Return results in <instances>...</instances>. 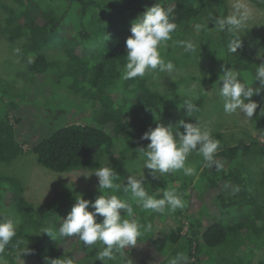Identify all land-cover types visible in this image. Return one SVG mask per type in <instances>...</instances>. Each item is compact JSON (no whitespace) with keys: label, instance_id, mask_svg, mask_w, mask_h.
Listing matches in <instances>:
<instances>
[{"label":"trees","instance_id":"trees-1","mask_svg":"<svg viewBox=\"0 0 264 264\" xmlns=\"http://www.w3.org/2000/svg\"><path fill=\"white\" fill-rule=\"evenodd\" d=\"M6 1L0 0L5 19L4 34L21 41L20 56L26 70L20 88L12 90L17 99L9 103L0 119V164L13 162L23 153L22 147L25 146L36 155L40 166L54 173L89 166L96 168L105 156L115 159V162L125 159L119 142L135 140L134 146L146 147L150 141L141 140L140 137L147 131L150 121L155 122L151 126L153 128L156 126L155 119H160L165 125L171 123L175 126L180 119L195 123L204 114V100L198 98L192 99L197 111L192 117L187 115L183 107L186 98L178 90L181 83L171 84L169 91L167 89L161 93L149 84L150 75L122 80L126 63L125 42L123 45H117L118 41L112 45L103 44L109 30L105 25L107 20L118 23V30L122 29L119 20L131 28L137 16L157 0H10L9 4ZM251 1L257 7L264 8L260 0ZM158 2L173 7L177 24L176 33H173L174 41L180 33L178 28L195 27L205 8L213 2L221 6L223 16L227 15L228 10L225 0ZM89 23L91 27H88ZM224 33L221 32V44L215 45L213 54L209 49L203 55L213 61V56L218 58L214 62L210 81L214 82L222 74V66L233 67L243 80L252 81L250 86L257 87L254 73L262 61L255 54H230ZM130 35L128 29L127 38ZM102 44L104 50L95 53L92 47L103 49ZM207 45L204 44L203 52ZM29 58L31 63L28 62ZM175 65L179 69V64ZM67 91L82 96L83 102L68 107L64 102ZM252 100L259 105L252 120L255 126L264 130V90L254 95ZM213 136L218 140L222 138L221 133ZM252 145L257 147L256 154L264 158V144L258 141L220 146L216 158L224 167L217 170L203 165L201 168V176L207 183L206 191H199L192 182L184 190H179L181 197L185 191V212L191 218L195 219L205 212L201 214L198 226H191L194 231L189 242L194 252L190 250L188 253L189 264H199L204 258L203 255L196 256L202 245L209 249L221 246L228 248L235 244L241 234H250L258 242L264 243V201L260 202L264 195L261 191L264 180L257 188L252 179L253 174L241 162V158L252 151ZM230 183L235 184L246 196L240 200L230 197L227 192ZM162 191L163 187L155 191L158 193L157 198L162 195ZM94 194L93 198L101 193ZM60 195L59 199L48 200L34 208L24 198L19 180L0 176V213L6 216L3 207L8 205L20 220L13 241L4 253H0L7 264L29 259L46 264V258L64 257L73 258L74 264H99L88 261L95 257L99 245L85 246L78 236L55 241L46 233H41L44 227L58 228L75 202L68 199L61 203L60 199L65 194ZM118 196L126 198L125 194ZM91 198L92 195L88 197L89 200ZM31 212L35 214L34 218L30 216ZM30 226L34 228V234L29 233L27 228ZM181 233L182 227L171 231L173 245L180 243ZM17 241H22L20 248L28 247L30 250L23 257H17L14 247ZM167 245L168 241L162 235L139 238L137 246L130 250L129 257L135 264H169L164 256ZM179 248L174 250L173 257L178 254Z\"/></svg>","mask_w":264,"mask_h":264},{"label":"rangeland","instance_id":"rangeland-1","mask_svg":"<svg viewBox=\"0 0 264 264\" xmlns=\"http://www.w3.org/2000/svg\"><path fill=\"white\" fill-rule=\"evenodd\" d=\"M9 1L10 0H7L6 4H9ZM225 1L228 5L227 15H229L233 11L235 0ZM244 2H246L252 9L253 16L248 26L242 30L243 35L241 36V40L243 47L238 49L236 53L257 55L258 52L264 49V8L257 7L251 0H244ZM200 4L201 2L199 1L198 5ZM209 11H212L216 15L223 16L221 6H219L218 2H213L210 7L205 8L199 22L207 16ZM3 18L4 12L0 9V119L7 111L9 103L17 99L12 94V90L14 91L20 88V84L23 80V72L26 70L21 61L20 53L14 51L17 48L20 49L22 43L21 41L9 38L4 34L5 19ZM119 23H121V25H119L124 30H118V23L114 24L110 20L105 22V25L109 27V30L104 37L103 44L105 46L112 45L117 41V45H123L126 41V32L130 29V26L127 24L125 25L121 20H119ZM214 26V23L210 21L209 28H214ZM88 27H91V23H89ZM178 31H180V33L176 36V39L178 41L193 39L197 43V51L194 54L186 52L176 43L177 40L174 41V39H172L173 41L171 42H167L162 55L165 60H171L174 64H179L177 67L179 69H176L175 65V70L172 73L156 72L150 74L151 79L149 84L151 87L155 88L158 92L164 93L170 88L171 84L177 83L178 85L181 83L182 86H180L178 90L186 99L195 100L202 98L205 104V111L201 116L200 121L209 125L212 134H222V138L219 140L220 146H233L242 141L245 143L258 141L259 143L264 144V130L255 126L253 120H249L247 117L243 116V114L229 115L224 112L223 100L218 95L219 89L216 85L220 75L214 82L210 81L212 72L214 71V62L217 61L218 58L212 55L215 60L213 61L208 56L203 55L208 53L209 49L211 54H213L215 45L221 44V32L209 30L196 33L195 27L189 29L178 28ZM224 35L228 43L231 38L230 34L225 32ZM95 44L97 45L98 42H95ZM103 44V49H100L97 46L96 48L95 46L92 47L95 50V53L97 50H104L105 46H103ZM204 44L208 45L203 52L202 49L204 48ZM260 60L264 63V56L260 57ZM219 86H222V82ZM66 95L67 96L64 97V102L68 107H74L83 102L82 96L76 95L73 92L67 91ZM177 115L178 113H176V116ZM154 123L153 120L150 121L147 130ZM126 144L127 146L124 147L121 145V142L118 143L119 148L124 151L125 159L121 158L115 162V159H110V157L106 158L105 156L99 163V166H101L109 158L110 163L116 168L123 184L125 185L127 183V177L130 175L127 169L135 164L136 155L134 156V153L137 152L136 148H138L137 145H133L136 144L135 140L126 141ZM252 148V151L247 156L241 158V162L243 163L242 165L253 174V182L256 183L258 188V184L264 180V158L256 154L257 147L255 145H252ZM22 151L23 153L10 164H0V176L14 177L19 180L23 186L24 198L28 203L33 204L34 208L43 205L48 200L59 199L60 196H62L60 195L62 193L65 194V196L61 197V203L68 201V199L69 201H75V197L80 194H82L85 199H88V197L92 195L91 200L93 201L98 196L96 195V197L93 198L95 195L94 193L99 192V190L97 177L94 174L91 175L95 171V168L92 166L77 168L64 173H54L45 167L40 166L37 163L36 155L30 153L27 147L23 146ZM188 161L196 170L192 175L188 176L184 175L182 171H177L175 173L160 175L159 178H153L148 175V170L145 169V188L146 190L150 189L149 194L155 193L159 187H163V191L171 187L175 188L179 195V190H184L185 186L191 182L196 189L205 192L207 183L201 176V168L204 165L202 156L193 153L189 156ZM131 170L132 173L135 174V168H132ZM89 175L91 176L85 177ZM236 189L238 188L235 184H228V195L235 200L243 199L246 195ZM261 191L263 193L264 188H262ZM102 194H125V199H128L131 196L130 192H124L123 185L119 189L105 191ZM181 195H183L182 198L185 200V191H183ZM260 200V202L263 203L264 195L261 196ZM55 202L57 203L58 200ZM131 203L134 210V216L139 222L144 225L151 223L153 226L151 232L145 233L140 238L147 239L152 236L157 237L162 235L168 241L164 253L166 263H169V260L173 257L174 250L180 246L181 248L177 250L178 253L188 256L190 250L191 253L194 252V248L193 246H190L189 242L190 236L194 231L191 226H198V223L201 221V214H205L204 211L193 219L185 212V208L178 209L175 212L166 211L161 214L150 210H144L135 201H131ZM3 209L7 217L9 216L11 219L20 222V220L18 221V214L12 212L8 205L4 206ZM69 212L70 210L66 212V215ZM30 216L34 218L35 214L31 212ZM55 218L57 219V216H55ZM179 227H182L181 241L178 245H173L170 240V234L172 230ZM27 229L29 230V233H35L34 228H31V226ZM201 255H203L204 258L199 264H264V243H261V241L258 242L255 238L251 237L250 234H241L238 236V240L235 244L230 245L228 248L221 246L209 249L205 247V245H202L200 252L196 253L197 257ZM95 257L88 261L103 264L102 261L96 260ZM0 263L7 264L3 256L0 257ZM17 264H38V262L35 259L18 260ZM108 264H116V262L109 261Z\"/></svg>","mask_w":264,"mask_h":264},{"label":"clouds","instance_id":"clouds-1","mask_svg":"<svg viewBox=\"0 0 264 264\" xmlns=\"http://www.w3.org/2000/svg\"><path fill=\"white\" fill-rule=\"evenodd\" d=\"M264 3V0H260ZM253 12L244 0H235L233 11L229 15L219 16L209 11L201 22L195 24V32L215 30L227 32L230 39L226 45L227 51L234 54L243 47L241 40L242 30L252 19ZM214 28H209V22ZM177 24L173 16V7L157 2L145 9L132 23L131 35L126 39V63L124 65L122 80H134L156 72L172 73L175 64L165 60L162 55L167 42L173 39ZM188 53H196L197 43L193 39L176 42ZM20 53V49L14 50ZM264 56V49L257 53V58ZM29 63L32 62L29 58ZM216 85L219 97L223 100V110L226 114H243L252 120L258 108V102L252 97L264 90V63L255 68L254 80L257 87L250 86L251 80H243L235 68H221ZM222 82V86H219ZM184 108L189 117L197 111L191 99L184 101ZM154 115V114H153ZM156 120V126L149 127L140 137L141 140L150 141L146 147L136 148V160L128 170L126 185L123 184L116 168L109 158L91 175L98 179V195L95 200L85 199L82 194L75 197V202L66 218L58 228L44 227L41 233H46L53 240L78 236L85 246L99 245L95 257L103 264L114 261L116 264H135L129 257L130 250L137 246L139 238L152 231V224H141L134 216L131 201H135L144 210L155 213L175 212L186 207V201L177 194L175 188L169 187L157 198L158 193L149 194L145 188V173L153 178L160 175L182 171L184 175H192L196 170L188 158L195 153L202 156L204 166L221 170L224 165L216 158L220 141L216 139L208 124L196 119V122H186L180 119L173 126ZM183 131H180V129ZM121 145L126 147V141ZM135 168V174L132 173ZM85 176V177H90ZM81 176V175H80ZM84 176V175H83ZM123 185L125 193H131L130 198L124 199L118 195H104L105 191L119 189ZM237 191L239 189H236ZM91 209V210H89ZM17 221L0 213V253H4L16 236ZM22 241H17L14 247L17 257L24 256L30 250L28 247L20 248ZM46 264H74L71 257L58 259L46 258ZM169 264H189V257L178 253L169 260Z\"/></svg>","mask_w":264,"mask_h":264}]
</instances>
